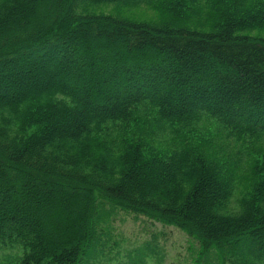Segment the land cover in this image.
<instances>
[{"label":"trees","instance_id":"obj_1","mask_svg":"<svg viewBox=\"0 0 264 264\" xmlns=\"http://www.w3.org/2000/svg\"><path fill=\"white\" fill-rule=\"evenodd\" d=\"M109 4H157L198 27L86 13ZM258 26L264 0H0V91H19L0 93V197L10 202L0 248L22 250L12 264L96 259L117 209L185 231L200 245L198 264H212V251L222 264H264V154L241 184L242 151L225 158L228 147L213 143L218 155L183 138L159 150L114 137L149 111L161 127L209 120L222 140L263 139L264 39L247 34ZM59 53L56 69L38 67ZM27 57L33 70L16 74ZM12 177L31 197L9 193Z\"/></svg>","mask_w":264,"mask_h":264},{"label":"rangeland","instance_id":"obj_2","mask_svg":"<svg viewBox=\"0 0 264 264\" xmlns=\"http://www.w3.org/2000/svg\"><path fill=\"white\" fill-rule=\"evenodd\" d=\"M159 5L147 6L141 5L136 7H126L124 5L109 4L94 7L89 9L86 13L92 16H112L114 18L125 20L129 22L145 23V24H156L162 27L167 25L176 26L180 25L174 16L168 14L165 15L158 10ZM186 24L190 28H197L196 23H182ZM208 30V28H204ZM247 34L264 39V27L258 26L257 28L247 31ZM60 51V50H59ZM61 53V51H60ZM60 53L57 57L51 60L43 59L38 62V67H51L56 69L58 62L62 59ZM34 56V55H33ZM34 57H38L36 54ZM28 59V60H27ZM24 60L25 63L18 61V63L31 64L32 57H27ZM34 64V62H33ZM25 65V66H26ZM31 66H26L22 72L18 73H29ZM14 70L7 68L4 74L13 73ZM38 74L35 76L37 77ZM8 94L18 93L19 91L13 92L12 90L0 91ZM153 112L144 111L134 116V120L125 129H117L114 137L120 138L128 135L130 137H141L146 138L147 142L154 148L159 150L176 147V140L183 138L188 141V145L197 146L200 150H206L210 155L216 154V150L211 147L210 143L216 146L228 147L225 158L237 154V151L243 152V161L238 171V179L241 184H247L250 180V174L248 164L253 165L255 161L259 160V156L264 154V138L259 139H245V138H228L223 133V138L220 135L219 125L215 121L205 120L202 122H196L194 127L188 126H174V128L161 127ZM164 132H162V131ZM223 131V130H222ZM162 132L163 136L160 139H156L155 136ZM214 139V142L212 139ZM152 142V144H151ZM224 145V146H223ZM9 175H12V171L7 169ZM4 174V177L8 175ZM17 183V184H16ZM6 183L5 187L9 193H16L14 195L23 199H28L30 194L28 193V187L24 184H20L18 180L12 177L11 185L8 186ZM37 186V185H36ZM241 187V186H240ZM32 189H37L32 187ZM40 190L38 191L39 194ZM61 197H65L66 194L60 192L58 194ZM31 197V196H30ZM45 200V199H44ZM35 203H43L41 196H37ZM31 199L28 200V204H31ZM34 204V203H33ZM4 205H10L8 197H0V208ZM29 205V206H30ZM105 232L108 236L109 243L107 245V251L98 256L96 259L84 258L83 264H138L136 263L141 259V255L138 251L144 249L147 257L144 264H198L197 260L200 255V245L195 238L190 237L185 231L174 227L172 225H164L162 223L154 222L143 216H136L130 212L117 209L112 215L110 224L105 227ZM106 241V238H105ZM243 249H253L251 243L242 245ZM138 252V253H137ZM22 250L19 246L14 245L12 247L0 248V263L5 260H9L6 264H12L13 259L21 256ZM8 256H11L10 259ZM212 264H222L219 257L212 251L211 256L207 260Z\"/></svg>","mask_w":264,"mask_h":264}]
</instances>
